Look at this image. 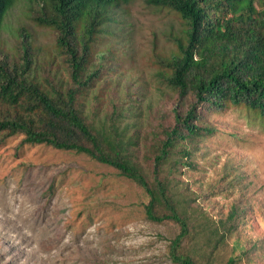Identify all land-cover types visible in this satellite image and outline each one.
Masks as SVG:
<instances>
[{"label": "trees", "instance_id": "obj_1", "mask_svg": "<svg viewBox=\"0 0 264 264\" xmlns=\"http://www.w3.org/2000/svg\"><path fill=\"white\" fill-rule=\"evenodd\" d=\"M17 0H0V30ZM134 0H30L36 20L55 32V54L23 29L13 50L0 49V146L23 135V143L83 153L113 166L141 186L146 217L172 221L175 264H212L238 227V209L215 219L181 187L180 166L201 139L215 133L206 114L241 107L264 123V0H145L171 11L180 33L175 48L159 55L157 76L178 102L145 139L141 117L152 105L121 96L98 105L111 49L97 47L114 14ZM1 48V47H0ZM129 92V91H128ZM95 101L97 104H93ZM146 112V113H145ZM141 144L147 148L141 157Z\"/></svg>", "mask_w": 264, "mask_h": 264}, {"label": "rangeland", "instance_id": "obj_2", "mask_svg": "<svg viewBox=\"0 0 264 264\" xmlns=\"http://www.w3.org/2000/svg\"><path fill=\"white\" fill-rule=\"evenodd\" d=\"M37 14L36 3L17 0L0 30V49L13 50L26 29L47 56L55 54V32ZM113 16L105 25L113 34H100L97 44L113 52L97 103L104 108L121 96L151 104L139 127L146 143L178 102L156 74L159 55L175 48L179 19L145 0ZM204 117L215 133L196 144L192 165L180 166V185L215 219L232 207L239 215L212 264H264V123L241 107ZM22 140L15 135L0 146V264H175L169 243L179 228L146 217L141 186L86 154ZM138 149L142 157L147 148Z\"/></svg>", "mask_w": 264, "mask_h": 264}]
</instances>
